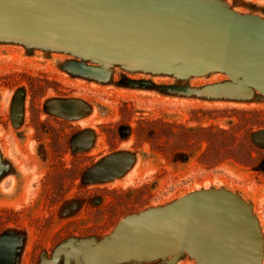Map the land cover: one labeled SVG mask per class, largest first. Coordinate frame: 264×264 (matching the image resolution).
<instances>
[{
	"label": "rangeland",
	"instance_id": "374dc122",
	"mask_svg": "<svg viewBox=\"0 0 264 264\" xmlns=\"http://www.w3.org/2000/svg\"><path fill=\"white\" fill-rule=\"evenodd\" d=\"M201 1L264 27V0ZM7 34L0 33V239L15 240L0 251V264L12 247V264H50L67 241L109 238L124 218L202 189H224L243 202L258 227L256 264H264V149L251 138L264 128L262 92L223 70L193 75L178 66L111 62ZM218 85L232 92L211 91ZM51 98L81 100L88 110L80 119L56 115L44 110ZM85 128L96 139L73 151V135ZM117 149L134 154L125 173L81 182L87 167ZM55 264H66L64 255ZM121 264L198 263L185 251Z\"/></svg>",
	"mask_w": 264,
	"mask_h": 264
},
{
	"label": "water",
	"instance_id": "95a60500",
	"mask_svg": "<svg viewBox=\"0 0 264 264\" xmlns=\"http://www.w3.org/2000/svg\"><path fill=\"white\" fill-rule=\"evenodd\" d=\"M8 32L57 41L111 62L178 66L193 75L223 70L242 87L264 94V27L247 25L236 14L201 0H0V33ZM219 90L232 92L224 85L211 91ZM22 94L17 90L12 104L15 124ZM83 104L51 98L44 110L80 119L86 113L77 112ZM251 138L264 149V128ZM95 139L91 129H82L73 135L72 149L85 151ZM133 155L124 149L101 155L83 171L81 182L117 179ZM8 240L15 238L3 236L0 251ZM259 250L258 227L243 202L224 189H202L171 205L124 218L109 238L67 241L54 258L46 259L55 264L64 255L66 264H121L186 251L198 264H256ZM4 256L3 264H12L13 247Z\"/></svg>",
	"mask_w": 264,
	"mask_h": 264
},
{
	"label": "bare ground",
	"instance_id": "6f19581e",
	"mask_svg": "<svg viewBox=\"0 0 264 264\" xmlns=\"http://www.w3.org/2000/svg\"><path fill=\"white\" fill-rule=\"evenodd\" d=\"M247 25H249V21H248V19L247 20H245L244 21ZM87 110H88V108H87V106H86V104H83V106H82V111L83 112H87ZM90 116V115H89ZM83 118V117H82ZM130 174H131V172H130ZM130 174H128V175H130ZM127 174H126V176H128ZM125 176V175H124ZM259 252H260V250H259Z\"/></svg>",
	"mask_w": 264,
	"mask_h": 264
}]
</instances>
